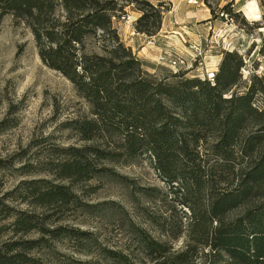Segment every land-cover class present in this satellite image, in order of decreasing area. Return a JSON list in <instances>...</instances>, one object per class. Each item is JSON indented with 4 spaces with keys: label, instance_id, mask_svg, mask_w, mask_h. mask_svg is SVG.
<instances>
[{
    "label": "trees",
    "instance_id": "trees-1",
    "mask_svg": "<svg viewBox=\"0 0 264 264\" xmlns=\"http://www.w3.org/2000/svg\"><path fill=\"white\" fill-rule=\"evenodd\" d=\"M128 6L140 12L137 32L158 33L162 0H0V21L8 14L24 21L43 62L92 106L91 118L73 121L92 143L55 147L63 157L50 163L54 179L24 182L23 200L30 198L33 210H18L0 196V233L8 227L1 223L12 217L15 234H41L0 241V264H39L31 251L47 241L46 234L86 238L79 228L51 227L52 214L38 211L83 205L71 186L57 180L118 176L99 162L143 155L172 188L177 185L191 211L187 243L177 250L140 231L144 258L103 247L106 263L98 264H264V74L243 82L247 63L236 49L224 51L213 81L184 72L151 73L115 25ZM230 6L233 1L223 10L241 14ZM251 25L263 28L264 21ZM91 39L99 51L88 49Z\"/></svg>",
    "mask_w": 264,
    "mask_h": 264
},
{
    "label": "rangeland",
    "instance_id": "rangeland-1",
    "mask_svg": "<svg viewBox=\"0 0 264 264\" xmlns=\"http://www.w3.org/2000/svg\"><path fill=\"white\" fill-rule=\"evenodd\" d=\"M152 1L157 4L160 0ZM162 1L165 3L162 24L165 23L166 35L174 36L166 42L159 39L158 33L155 37L136 31L140 12L134 6H128L127 14L115 22L123 41L132 47L146 70L158 76L184 72L186 77L207 78V69L215 73L219 69L224 51L236 49L247 63L242 70L243 82L254 73L264 74V51H261L264 27L249 29L253 22L264 21L261 0H257L258 4L253 1L252 5V0ZM231 1L233 8L229 9L241 11L249 6L247 9L254 8L258 18L245 16L242 11L234 14V10L231 13L223 10ZM208 10L218 21L211 28L210 23L203 26V37L195 29L207 23L203 17ZM179 27L183 28L177 30ZM193 29L198 39L192 38ZM95 40L89 41L88 49L99 51ZM146 45L149 48L145 58L138 55V48ZM200 49L202 54L197 56ZM173 59H182L184 63L173 66ZM91 117L89 101L66 76L43 62L31 28L11 14L4 16L0 21V196L7 195V202L18 210H33L30 198L23 200L24 182L54 179L49 172L50 163L63 157L54 151L55 147L91 144L92 141L81 138L73 124L75 120ZM99 163L118 176L96 174L90 180L73 183L69 178L57 180L71 186L83 205L71 203L54 210L39 208V212L52 214L47 220L51 227L63 225L88 232L86 238L46 234L47 241L31 251L40 259L39 264L106 263L101 253L103 247L122 251L140 261L145 257L140 231L174 249H183L191 211L182 204L183 196L175 188L177 185L172 188L147 155ZM12 221L11 217L1 223L8 227L0 233V241L41 236L37 231L15 234Z\"/></svg>",
    "mask_w": 264,
    "mask_h": 264
},
{
    "label": "crops",
    "instance_id": "crops-1",
    "mask_svg": "<svg viewBox=\"0 0 264 264\" xmlns=\"http://www.w3.org/2000/svg\"><path fill=\"white\" fill-rule=\"evenodd\" d=\"M253 1H256V2H257V0H252V2H251L250 5L253 4ZM257 4H258V2H257ZM248 7H249V6H248ZM248 7L245 6V7L241 8V11L245 14V16H248V15H247V8H248ZM206 12H207V11H206ZM203 18L207 20V23L202 24V26L197 27L195 30H196V32H197V31L200 32V33H201V36L204 37V33H205V31H204L203 28H205V27H203V26H205L206 24L210 23L209 28H211V27L213 26V24L215 25V24L217 23L218 20H217V19H213V17L211 16V12H210V10H208V13H207ZM248 18H250V17H248ZM164 22H165V19H164ZM162 25H163V26H162L161 30H160V31L158 32V34H157V35L160 36L159 39L164 38L163 41L166 42L167 38H174V36L166 35V32H165V23H163ZM180 28H183V27H179L177 30H179ZM185 30H186V29H185ZM195 30L193 29V30L190 32V34H191L192 38L198 39V38H199V35L195 33ZM172 31H173V30H172ZM157 35H155V37H156ZM134 39H135V37H134ZM148 46H149V45L142 46V48H141V47L138 48V55L141 56V57H145V55L148 54V48H149ZM145 58H146V57H145ZM220 58H221V57L218 56V62L220 61Z\"/></svg>",
    "mask_w": 264,
    "mask_h": 264
},
{
    "label": "built area",
    "instance_id": "built-area-1",
    "mask_svg": "<svg viewBox=\"0 0 264 264\" xmlns=\"http://www.w3.org/2000/svg\"><path fill=\"white\" fill-rule=\"evenodd\" d=\"M196 50H199V49H197L196 48ZM202 54V50L200 49V51L197 53V56H199V55H201ZM171 63H172V65L173 66H176V65H178V64H183L184 63V60H182V59H173V60H171ZM206 74H207V78L209 79V80H211V81H213L214 80V77H215V71H213V70H210V69H207L206 70ZM206 77V75L204 74L203 75V77Z\"/></svg>",
    "mask_w": 264,
    "mask_h": 264
},
{
    "label": "bare ground",
    "instance_id": "bare-ground-1",
    "mask_svg": "<svg viewBox=\"0 0 264 264\" xmlns=\"http://www.w3.org/2000/svg\"><path fill=\"white\" fill-rule=\"evenodd\" d=\"M247 15L249 16H254L255 18H258V14L256 12H254V8H249L247 9Z\"/></svg>",
    "mask_w": 264,
    "mask_h": 264
}]
</instances>
